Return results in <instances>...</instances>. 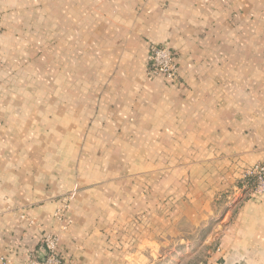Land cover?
<instances>
[{
	"label": "crops",
	"instance_id": "obj_1",
	"mask_svg": "<svg viewBox=\"0 0 264 264\" xmlns=\"http://www.w3.org/2000/svg\"><path fill=\"white\" fill-rule=\"evenodd\" d=\"M262 161L264 0H0V256L264 264Z\"/></svg>",
	"mask_w": 264,
	"mask_h": 264
},
{
	"label": "built area",
	"instance_id": "obj_2",
	"mask_svg": "<svg viewBox=\"0 0 264 264\" xmlns=\"http://www.w3.org/2000/svg\"><path fill=\"white\" fill-rule=\"evenodd\" d=\"M147 76H163L172 84L179 80L176 54L167 46L150 47L147 56ZM241 182L251 185V190L264 193V161L245 169L241 174ZM72 192L69 197H73ZM59 239L56 235L43 236L38 252H26L21 262H11L0 256V264H64L63 257L58 253Z\"/></svg>",
	"mask_w": 264,
	"mask_h": 264
},
{
	"label": "rangeland",
	"instance_id": "obj_3",
	"mask_svg": "<svg viewBox=\"0 0 264 264\" xmlns=\"http://www.w3.org/2000/svg\"><path fill=\"white\" fill-rule=\"evenodd\" d=\"M78 188H79L78 185H73L70 188L71 190H69L66 195L64 194L63 196H61L60 199H61V202L64 205V208L65 209L67 208L68 204H70L75 199L76 194H77V191H78ZM72 192L74 193V195H73V197L70 198L69 195ZM63 215H64V211L63 212H60V219L61 218L63 219ZM192 258L193 257H190V256L188 258H186V257L183 256L182 258L176 259V261H173L172 263L173 264H195V260L192 259Z\"/></svg>",
	"mask_w": 264,
	"mask_h": 264
}]
</instances>
